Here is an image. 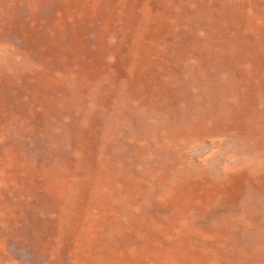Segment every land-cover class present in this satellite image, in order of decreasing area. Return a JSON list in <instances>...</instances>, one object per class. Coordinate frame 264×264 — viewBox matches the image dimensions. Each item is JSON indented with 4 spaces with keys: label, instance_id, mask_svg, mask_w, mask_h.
Here are the masks:
<instances>
[{
    "label": "rangeland",
    "instance_id": "1",
    "mask_svg": "<svg viewBox=\"0 0 264 264\" xmlns=\"http://www.w3.org/2000/svg\"><path fill=\"white\" fill-rule=\"evenodd\" d=\"M0 61V264H264V0H0Z\"/></svg>",
    "mask_w": 264,
    "mask_h": 264
},
{
    "label": "bare ground",
    "instance_id": "2",
    "mask_svg": "<svg viewBox=\"0 0 264 264\" xmlns=\"http://www.w3.org/2000/svg\"><path fill=\"white\" fill-rule=\"evenodd\" d=\"M11 54H12V53H11ZM11 54H10V55H11ZM3 60H4V59H3ZM0 62H1V61H0ZM4 65H5V64H4Z\"/></svg>",
    "mask_w": 264,
    "mask_h": 264
}]
</instances>
